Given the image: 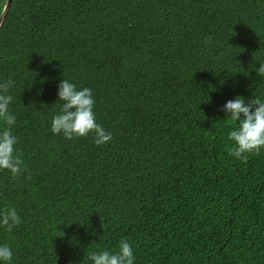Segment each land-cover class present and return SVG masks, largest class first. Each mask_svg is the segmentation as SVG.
Masks as SVG:
<instances>
[{
    "label": "trees",
    "instance_id": "obj_1",
    "mask_svg": "<svg viewBox=\"0 0 264 264\" xmlns=\"http://www.w3.org/2000/svg\"><path fill=\"white\" fill-rule=\"evenodd\" d=\"M0 0V81L27 170L0 171L13 264H264V151L230 155V99L264 98V0ZM113 135L53 134L64 78ZM3 122H0L2 128Z\"/></svg>",
    "mask_w": 264,
    "mask_h": 264
},
{
    "label": "clouds",
    "instance_id": "obj_2",
    "mask_svg": "<svg viewBox=\"0 0 264 264\" xmlns=\"http://www.w3.org/2000/svg\"><path fill=\"white\" fill-rule=\"evenodd\" d=\"M254 67L258 76L264 75V63ZM16 81L12 78L0 81V171L7 170L13 177L23 175L27 170L21 150L17 147L19 137L14 134L17 115L12 111L13 89ZM59 111L51 120V131L63 135L65 139L94 135L96 145H105L113 135L97 120L95 95L90 87L78 88L71 80L64 78L58 85ZM222 111L226 120L232 122L228 137L235 143L230 148V155L246 161L250 155L264 151V98L254 95L245 99L237 96L228 100ZM22 217L15 206L0 209V228L9 233L19 226ZM13 249L7 243H0V264H13ZM91 264H136L133 245L121 239L117 250L107 248L91 251L88 255Z\"/></svg>",
    "mask_w": 264,
    "mask_h": 264
},
{
    "label": "water",
    "instance_id": "obj_3",
    "mask_svg": "<svg viewBox=\"0 0 264 264\" xmlns=\"http://www.w3.org/2000/svg\"><path fill=\"white\" fill-rule=\"evenodd\" d=\"M11 4H12V0H8L7 2V7L5 8V12H4V17L6 16V14L8 13L10 7H11ZM2 21L0 22V25H1Z\"/></svg>",
    "mask_w": 264,
    "mask_h": 264
}]
</instances>
